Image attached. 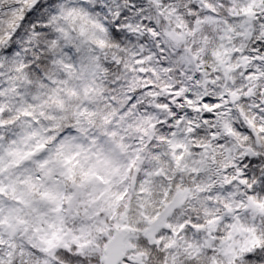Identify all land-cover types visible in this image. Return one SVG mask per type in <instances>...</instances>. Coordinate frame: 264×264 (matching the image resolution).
Here are the masks:
<instances>
[{
  "label": "snow or ice",
  "instance_id": "obj_1",
  "mask_svg": "<svg viewBox=\"0 0 264 264\" xmlns=\"http://www.w3.org/2000/svg\"><path fill=\"white\" fill-rule=\"evenodd\" d=\"M0 264H264V0H0Z\"/></svg>",
  "mask_w": 264,
  "mask_h": 264
},
{
  "label": "clouds",
  "instance_id": "obj_2",
  "mask_svg": "<svg viewBox=\"0 0 264 264\" xmlns=\"http://www.w3.org/2000/svg\"><path fill=\"white\" fill-rule=\"evenodd\" d=\"M82 143H85L84 141H81Z\"/></svg>",
  "mask_w": 264,
  "mask_h": 264
}]
</instances>
